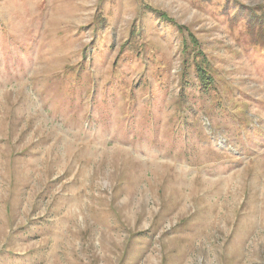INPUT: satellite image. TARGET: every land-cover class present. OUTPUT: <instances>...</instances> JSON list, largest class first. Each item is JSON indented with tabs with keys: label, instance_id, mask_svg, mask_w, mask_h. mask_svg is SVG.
Returning a JSON list of instances; mask_svg holds the SVG:
<instances>
[{
	"label": "rangeland",
	"instance_id": "1",
	"mask_svg": "<svg viewBox=\"0 0 264 264\" xmlns=\"http://www.w3.org/2000/svg\"><path fill=\"white\" fill-rule=\"evenodd\" d=\"M0 264H264V0H0Z\"/></svg>",
	"mask_w": 264,
	"mask_h": 264
}]
</instances>
